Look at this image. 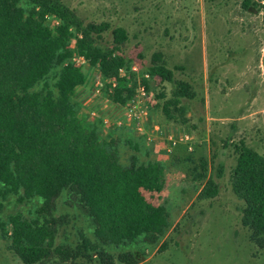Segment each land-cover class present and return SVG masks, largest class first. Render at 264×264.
I'll return each mask as SVG.
<instances>
[{"label":"trees","instance_id":"1","mask_svg":"<svg viewBox=\"0 0 264 264\" xmlns=\"http://www.w3.org/2000/svg\"><path fill=\"white\" fill-rule=\"evenodd\" d=\"M107 28L85 24L62 0H0V236L10 240L25 264H46L54 255L63 261L91 258L87 252L100 264H115L106 246L128 247L139 240L156 244L172 225L168 208L157 202L166 187V165L140 162L136 156L124 164L120 139L103 138L102 118L91 116L74 99L88 81L72 60L75 54L97 67L104 79L117 81L115 86L106 84L114 104L124 106L134 93L136 73L120 51L128 33L115 28L114 45L104 46L98 37ZM160 61L161 55H155L152 77L173 81V70ZM120 69L130 77H121ZM51 75L55 81L50 85ZM186 96L187 87L180 83L164 104L168 118L175 119L171 105L183 115L179 105ZM127 143L140 152L139 145ZM237 152L232 189L245 203L243 226L264 248V155L244 145H238ZM199 164L205 180L199 196L213 198L224 163L208 165L203 158ZM64 194L93 228V240L80 233L75 249L57 244L55 212ZM13 195L41 199L34 218L3 219L5 203ZM119 261L137 264L139 258L127 250Z\"/></svg>","mask_w":264,"mask_h":264},{"label":"rangeland","instance_id":"2","mask_svg":"<svg viewBox=\"0 0 264 264\" xmlns=\"http://www.w3.org/2000/svg\"><path fill=\"white\" fill-rule=\"evenodd\" d=\"M62 1L85 24L108 25L98 37L104 46L114 45L115 28L127 31L128 39L120 51L132 61L135 80L149 72L155 55H161L160 62L173 70L174 79L168 82L156 78L149 83L153 122L192 136V151L183 148L180 155L168 153L172 179H168L160 202L168 208L170 229L156 244L139 240L128 247L106 246L115 264H124L119 256L127 250L138 255L137 264H264V248L252 241L250 230L243 226L245 203L236 196L231 183L238 145L264 155V0ZM80 66L88 81L77 89L75 102L90 114L95 112L91 116L102 118L103 138L109 139L111 132L120 139L121 160L128 164L133 149L124 139L130 127L125 123L120 136L116 132L121 128L116 122L123 119L124 106L109 99L106 83L97 93V71L85 62ZM48 81L53 84L54 76ZM180 83L188 91L179 105L183 115L171 105L175 119H170L164 113V104L172 100ZM203 158L208 165L224 163L218 194L213 198L199 196L205 184L199 172ZM41 204L38 197L13 195L6 201L2 217L31 219ZM55 219L59 227L57 244L75 249L80 233L93 240L89 219L66 194L58 201ZM88 253L93 256L66 261L54 255L46 264H100L96 255ZM0 264H25L10 240L1 236Z\"/></svg>","mask_w":264,"mask_h":264},{"label":"built area","instance_id":"3","mask_svg":"<svg viewBox=\"0 0 264 264\" xmlns=\"http://www.w3.org/2000/svg\"><path fill=\"white\" fill-rule=\"evenodd\" d=\"M72 60L76 66H80L82 62L90 66L84 56L75 54ZM93 68L97 71V76L94 79V87L97 93H100L102 85L105 83H111L113 86L117 84L116 80L104 79L99 69L97 67ZM120 76L129 78L130 73L125 69H120ZM153 79L150 72L141 73L139 77H137L134 93L124 105V117L122 120L117 121L116 125L122 126L126 123L132 126L134 131L139 136L143 137L147 147H151L155 143L165 142L167 154L172 153L173 148L180 143L187 144L188 150L192 151V136L190 134L185 132L177 133L174 130L166 129L160 124L151 121V110L149 106L151 92L149 83H151ZM91 115H95V112H92ZM105 123H107V119H105Z\"/></svg>","mask_w":264,"mask_h":264},{"label":"crops","instance_id":"4","mask_svg":"<svg viewBox=\"0 0 264 264\" xmlns=\"http://www.w3.org/2000/svg\"><path fill=\"white\" fill-rule=\"evenodd\" d=\"M150 110H151V107H150ZM151 121L153 122V112H152V110H151ZM129 127H130V130H127L128 131L127 134H126L127 136H125L124 141H125L126 144H128L127 141L131 140V141H133V143L135 145H139L140 146V152H135V150L132 148L133 150H130L129 163L128 164L131 163V161H132L134 156H136L139 159L140 162H147V161H160V162H163L166 165V171H165L166 187H165L164 192H163V196H164V194L166 192V189L168 188V179H172L171 178L172 175L168 171V166H169V163H171V158L166 153V143L165 142L155 143L151 147H147L145 145V143H144L143 137L139 136L134 131L132 126H129ZM174 131L177 132V133H183V132H180L178 129H176ZM116 132L118 133L117 135L120 136V134L123 132V126H121V128H118L116 130ZM110 134H111V132L109 133V136H110ZM112 136L115 137L116 135H112ZM128 146H130V145L128 144ZM183 148H185V150H188L187 144L180 143V144L176 145L173 148V151H172L171 154L176 155V154L179 153V155H180V151ZM128 164H126V165H128ZM161 199H159L157 202L161 203L160 202ZM161 204H164V203H161Z\"/></svg>","mask_w":264,"mask_h":264}]
</instances>
